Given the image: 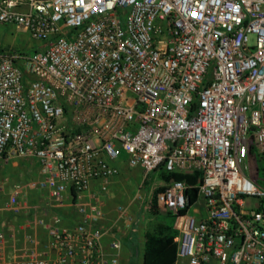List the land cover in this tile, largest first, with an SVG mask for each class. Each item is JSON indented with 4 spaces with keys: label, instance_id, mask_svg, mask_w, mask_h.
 Returning a JSON list of instances; mask_svg holds the SVG:
<instances>
[{
    "label": "built area",
    "instance_id": "obj_1",
    "mask_svg": "<svg viewBox=\"0 0 264 264\" xmlns=\"http://www.w3.org/2000/svg\"><path fill=\"white\" fill-rule=\"evenodd\" d=\"M0 25L37 42L0 46V264H126L160 168L198 175L156 198L177 261L264 264V0H0Z\"/></svg>",
    "mask_w": 264,
    "mask_h": 264
},
{
    "label": "trees",
    "instance_id": "obj_2",
    "mask_svg": "<svg viewBox=\"0 0 264 264\" xmlns=\"http://www.w3.org/2000/svg\"><path fill=\"white\" fill-rule=\"evenodd\" d=\"M258 163L261 171L264 174V154L259 155ZM159 181L162 185L157 186L152 194L151 207L145 214V223L151 219H155V223L150 226V229L143 233V258L141 264H175L177 261V247L174 242L175 230L172 227L173 218L169 212L161 213L157 208L156 198L169 183L172 181H185L190 185H195L198 182L197 174L165 172L160 168L158 171ZM196 189L190 191V202L193 203L196 198ZM262 209V204L259 205ZM125 247L126 249H133V259H129L130 263L135 262L136 239L135 234L129 237ZM133 247V248H132ZM133 251V250H132Z\"/></svg>",
    "mask_w": 264,
    "mask_h": 264
},
{
    "label": "rangeland",
    "instance_id": "obj_3",
    "mask_svg": "<svg viewBox=\"0 0 264 264\" xmlns=\"http://www.w3.org/2000/svg\"><path fill=\"white\" fill-rule=\"evenodd\" d=\"M0 46L1 47H10L13 50H22V51H29L32 50L34 47L37 46V42L32 41L27 33H24L22 31L19 30H15L14 27H10V26H1L0 25ZM16 175L19 176V180L20 181H26V180H30L35 176L34 171H31L29 169H25L24 167H22L21 170H19ZM138 175V170L137 169H133L129 172V176L127 177V179H134L136 178ZM150 177L152 179L153 182L158 183V173H151ZM264 178L261 179L260 181V185H262L264 187ZM251 205V206H255L258 204H262V209L264 211V200L263 201H258L255 198H251V197H247L245 198V205ZM155 223V219H151L150 221H146V223L144 222V225L139 229V235H143L144 231L150 229V226L153 225ZM142 245V244H141ZM138 246L139 252L141 254L142 252V246ZM126 259H128V254L126 255ZM128 262V261H127ZM130 262V261H129ZM133 264H141L140 260H136ZM176 264H185L183 261L178 260L176 262Z\"/></svg>",
    "mask_w": 264,
    "mask_h": 264
},
{
    "label": "crops",
    "instance_id": "obj_4",
    "mask_svg": "<svg viewBox=\"0 0 264 264\" xmlns=\"http://www.w3.org/2000/svg\"><path fill=\"white\" fill-rule=\"evenodd\" d=\"M128 176H129V173L127 171L122 172L121 182H123L124 184H127V180H129V179H127ZM117 186L120 189V185H117ZM128 188H127L126 191H128ZM140 228H141V226L137 230L132 231V233L130 234V237H132L135 234V239H136L137 244H136V251H135L134 258H135V261L136 260L137 261L140 260V263H141L142 262V258H143V242H144V239H143V235L142 236L139 235V229ZM128 241L129 240H125V245L127 243H129ZM140 245L142 246V252H141V254H140L139 249H138V246H140ZM133 254H134V248L133 249H131V248L128 249V255L129 256H128V259H126V264H131L129 262V259H133Z\"/></svg>",
    "mask_w": 264,
    "mask_h": 264
}]
</instances>
